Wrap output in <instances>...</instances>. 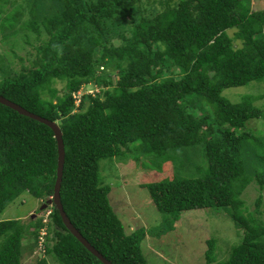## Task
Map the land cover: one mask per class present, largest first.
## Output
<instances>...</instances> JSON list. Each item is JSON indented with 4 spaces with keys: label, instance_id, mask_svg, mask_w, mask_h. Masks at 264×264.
I'll return each instance as SVG.
<instances>
[{
    "label": "trees",
    "instance_id": "16d2710c",
    "mask_svg": "<svg viewBox=\"0 0 264 264\" xmlns=\"http://www.w3.org/2000/svg\"><path fill=\"white\" fill-rule=\"evenodd\" d=\"M155 2L34 0L22 27L28 51L17 54L20 70L1 79L0 95L60 126L64 211L111 263L149 264L142 251L146 229L126 234L100 174L102 160L140 143L156 156L203 147L205 175L147 187L165 216L228 209L241 242L216 262V239H209L205 264H264V222L254 216L262 196L251 218L241 211L250 184L264 190V171H249L244 159L252 147L264 155V139L246 129L250 120L264 119V110L254 97L234 103L223 95L264 81V10H253L250 0ZM82 86L99 92L83 95L76 106L73 95ZM57 169L52 129L0 104V216L24 194L44 202L53 197ZM43 226L42 218L27 225L0 221V264H22L27 248L41 256ZM47 227L46 257L35 264H49L47 257L54 264H103L67 230L55 207Z\"/></svg>",
    "mask_w": 264,
    "mask_h": 264
},
{
    "label": "rangeland",
    "instance_id": "374dc122",
    "mask_svg": "<svg viewBox=\"0 0 264 264\" xmlns=\"http://www.w3.org/2000/svg\"><path fill=\"white\" fill-rule=\"evenodd\" d=\"M33 1L0 0V82L11 70H20L22 64L17 54L25 57L28 51L21 36L24 39L25 31L22 27L29 16L25 14H28L29 7H33ZM155 1L151 0V3H156ZM250 2L253 10H264V0ZM13 29L20 30L19 35L13 36ZM228 33L233 37L235 30H229ZM235 43L237 49L242 46L240 40ZM94 89L91 86H83L81 95H87L89 91H95ZM223 95L234 103L241 102L247 96L254 97V105L264 110V81L227 89ZM76 98L79 99L78 95ZM246 129L264 139V119L250 120ZM243 131L240 130V133ZM202 148L200 145L197 151H194L184 147L173 149L170 154L164 156H156L148 154L140 143H136L126 149L124 156L100 162L103 182L111 187V205L123 222L126 234L131 235L140 228H145L148 233L142 244V251L149 264H205L207 241L212 238L216 239V262H223L229 257L231 249L241 242L239 233L242 232H239L230 219L228 209H198L183 212L174 218L161 214L152 201L147 187L151 183L173 177L198 178L205 175L207 163L202 156ZM258 152L255 147L246 151L244 159L248 162L249 171H264V162L259 160L264 155L261 156ZM261 196L260 214L256 213L254 216L264 222V190H259L254 183L247 187L242 196L246 205L241 207V211L246 218H251L250 213L256 211V200ZM44 203L24 194L4 211L0 221L17 219L27 225L46 214L45 211L39 212ZM33 214L36 215L34 219L31 218ZM24 244L26 246L25 241ZM42 257L46 256L34 254V251L30 253L27 248L22 264H35ZM47 259L49 264H54L49 257Z\"/></svg>",
    "mask_w": 264,
    "mask_h": 264
},
{
    "label": "water",
    "instance_id": "95a60500",
    "mask_svg": "<svg viewBox=\"0 0 264 264\" xmlns=\"http://www.w3.org/2000/svg\"><path fill=\"white\" fill-rule=\"evenodd\" d=\"M0 104L5 105L14 111H17L19 114L29 117L33 120L39 121L40 123H43L47 125L52 131L54 132L55 139L57 140V146H58V169H57V180L54 188V195L52 198L47 200L41 207L40 211L46 210L50 206H54L60 213L61 218L63 220V224L67 228V230L96 258H98L103 264H113L110 261H108L106 258L103 257V255L98 252L87 240L82 236V234L73 226L70 219L66 215L64 211V207L61 202V186H62V180H63V172H64V165H65V145L63 141V133L58 125L57 122L49 121L39 115H36L27 109L21 107L20 105L6 99L5 97L0 95ZM36 215H32V219H34Z\"/></svg>",
    "mask_w": 264,
    "mask_h": 264
},
{
    "label": "built area",
    "instance_id": "2783aa9c",
    "mask_svg": "<svg viewBox=\"0 0 264 264\" xmlns=\"http://www.w3.org/2000/svg\"><path fill=\"white\" fill-rule=\"evenodd\" d=\"M95 91H98L97 88L94 89ZM81 91H82V88L77 92L75 93L73 96L75 98V103H76V106H79L80 102H81V98L82 96L84 95H81ZM95 91H89V93L87 94H91V95H94L93 92ZM99 92V91H98ZM96 94V93H95ZM76 95H78L79 99L76 98ZM52 213V208L48 209L46 211V214L43 215L41 218L43 219V224L44 226L42 227L41 231H40V234H39V241H38V253L41 255V256H45V243H46V236L48 234V227H47V223L49 222V217Z\"/></svg>",
    "mask_w": 264,
    "mask_h": 264
},
{
    "label": "clouds",
    "instance_id": "9594fccd",
    "mask_svg": "<svg viewBox=\"0 0 264 264\" xmlns=\"http://www.w3.org/2000/svg\"><path fill=\"white\" fill-rule=\"evenodd\" d=\"M82 87H83V86H82ZM82 87H81V88H82ZM51 198H52V197H51ZM53 207H54V206H50V207H48V208H47L46 210H44V211L46 212V211H47L48 209H50V208L53 209Z\"/></svg>",
    "mask_w": 264,
    "mask_h": 264
}]
</instances>
